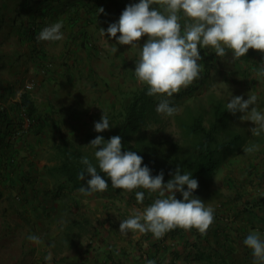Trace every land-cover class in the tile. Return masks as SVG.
<instances>
[{"label":"crops","instance_id":"crops-1","mask_svg":"<svg viewBox=\"0 0 264 264\" xmlns=\"http://www.w3.org/2000/svg\"><path fill=\"white\" fill-rule=\"evenodd\" d=\"M138 2L0 0V264H204L196 258L201 250L229 264H253L243 241L253 231L264 239V142L254 153L242 149L226 159L208 195L193 193L214 209L206 234L195 228H176L160 239L151 232L121 234L120 221L142 212L158 193L108 187L84 196L51 173L59 145L86 142L103 111L111 121L147 86L134 70L148 37L131 47L100 33ZM61 20L62 40L37 41L43 28ZM91 37L97 50L84 43ZM43 55L55 60L48 74ZM25 92L38 107L34 116L22 106ZM137 191L145 193L142 204ZM30 234L41 242L30 241Z\"/></svg>","mask_w":264,"mask_h":264},{"label":"clouds","instance_id":"clouds-1","mask_svg":"<svg viewBox=\"0 0 264 264\" xmlns=\"http://www.w3.org/2000/svg\"><path fill=\"white\" fill-rule=\"evenodd\" d=\"M103 12L104 9L99 8V13ZM182 18H186L183 34ZM62 28V20L43 28L37 41L62 40ZM100 33L116 38L120 45L131 47H136L143 37H148L140 50L134 73L138 81L148 86V96H159L157 113L170 117L177 114L179 109L172 106L169 98L200 77L201 48L211 47L219 57L226 55V49L231 50L233 59L237 60L247 55L250 49L264 54V0H139L138 3L129 4L119 21L110 23L106 31L100 28ZM258 74L264 75V67ZM195 86L197 84L191 87ZM27 88H31L30 85ZM257 99V95L250 92L247 99L242 95L232 96L226 105L228 112L233 115L243 113L241 119L255 125L249 130L256 137L264 133V112L254 107ZM110 126L109 118L103 111L94 129L97 133H103ZM87 146L95 150L96 164L87 156L81 158L85 167L78 174V179L85 181L90 177L86 186L83 184L78 189L82 195L91 196L107 191L109 184L102 178L101 172L110 178L112 188L128 192L143 188L150 195L158 193L154 202L142 212L137 211L120 221L121 234L127 235L129 231L151 232L160 239L176 228H195L201 234H206L213 224L214 209L193 195L199 182L191 172L182 173L177 165L175 172L169 173L172 178L165 183L163 170L153 176L147 165L142 167V156L135 151H122L120 135L108 140L98 135ZM258 150L257 144L243 146L246 154ZM177 193L182 194L183 199H178ZM135 195L137 202L142 204L145 193L137 191ZM27 238L41 242L39 237L32 234ZM243 243L252 252L253 264H264V239L260 234L250 232ZM45 260L50 261L51 255L46 256ZM146 264H156V261L147 260Z\"/></svg>","mask_w":264,"mask_h":264},{"label":"trees","instance_id":"trees-1","mask_svg":"<svg viewBox=\"0 0 264 264\" xmlns=\"http://www.w3.org/2000/svg\"><path fill=\"white\" fill-rule=\"evenodd\" d=\"M185 91V89H182ZM148 86L137 90L124 110L114 113L111 123L115 124L111 133L104 131L97 133L92 131L87 134V142L90 143L98 135L108 140L112 136L120 135L122 137V151H135L143 157L142 167L147 165L152 170V175H158L161 170L164 172V182L167 183L172 176L170 172H175L177 165L181 172H191L193 178L199 182V187L195 191L197 194L208 195L213 175L222 166V164L231 156L237 155L250 140V137L237 131L230 137L223 136L225 130L231 125L233 118L239 117L242 113L235 115L227 111L226 106L217 104L214 108V118L207 126L201 115H195L188 125V129L197 139L194 143L193 155L182 156L180 143L162 135L157 138L159 129L155 124L159 123V114L156 111L158 100L155 96L147 95ZM22 106L29 116H34L38 111L35 101L28 92L22 95ZM116 107L117 104L115 103ZM59 114V110H57ZM264 142V136L254 137L251 144H260ZM87 156L93 164H96L92 156L80 147L63 143L58 146L55 156L56 164L51 167V173L63 179L65 183L72 188H79L87 184L78 179V174L84 169L81 158ZM109 187L111 180L104 173H100ZM196 258L204 264H229L225 257H221L217 252L198 251Z\"/></svg>","mask_w":264,"mask_h":264},{"label":"rangeland","instance_id":"rangeland-1","mask_svg":"<svg viewBox=\"0 0 264 264\" xmlns=\"http://www.w3.org/2000/svg\"><path fill=\"white\" fill-rule=\"evenodd\" d=\"M85 45L92 49L97 50V41L91 37L84 41ZM91 43V46L89 45ZM200 54L203 57L199 61L202 66L200 77L195 80L190 86L183 91L175 93L170 99L172 106L179 109L178 113L173 116L159 114V123H156V128L159 129L157 138L162 135L169 136L177 140L181 146L182 156H192L194 143L197 140L188 129L195 115H201L207 126L210 125L214 118V108L217 104L224 106L230 101L232 96H244L248 98V94L257 95V103L254 105L258 110L264 112V75L258 74L262 67H264V54L257 50L250 49L247 55L240 59H233L231 50L226 49V55L219 57L216 55L214 49L211 47L201 48ZM43 71L48 74L54 67L55 60L43 55L41 57ZM91 61L89 60L88 63ZM87 63V62H85ZM50 64V66H48ZM49 70V71H48ZM195 87H191L196 85ZM102 88H100L101 90ZM91 92L98 93L97 89H91ZM103 92V91H102ZM100 96H90L91 100ZM159 103V96H155ZM60 116V114H58ZM233 118L231 125L225 130L223 136L230 137L237 131H241L247 137H250L246 145H250V141L255 136L250 132V128L255 127L251 121L242 120L241 116ZM114 121H110V124ZM115 124H113L114 126ZM113 126H110L107 132H113ZM260 136H264L261 133ZM89 143H77L83 151L90 154L94 158V149L87 146ZM57 189L56 186H52ZM90 229V228H89Z\"/></svg>","mask_w":264,"mask_h":264},{"label":"built area","instance_id":"built-area-1","mask_svg":"<svg viewBox=\"0 0 264 264\" xmlns=\"http://www.w3.org/2000/svg\"><path fill=\"white\" fill-rule=\"evenodd\" d=\"M28 87H29V85H28Z\"/></svg>","mask_w":264,"mask_h":264}]
</instances>
